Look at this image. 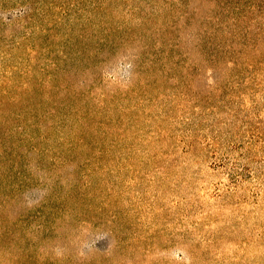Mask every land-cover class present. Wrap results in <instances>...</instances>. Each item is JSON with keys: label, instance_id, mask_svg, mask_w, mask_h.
Here are the masks:
<instances>
[{"label": "rangeland", "instance_id": "374dc122", "mask_svg": "<svg viewBox=\"0 0 264 264\" xmlns=\"http://www.w3.org/2000/svg\"><path fill=\"white\" fill-rule=\"evenodd\" d=\"M0 264H264V0H0Z\"/></svg>", "mask_w": 264, "mask_h": 264}]
</instances>
